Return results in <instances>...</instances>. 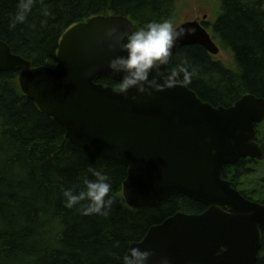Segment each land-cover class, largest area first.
I'll return each instance as SVG.
<instances>
[{"label":"water","instance_id":"obj_1","mask_svg":"<svg viewBox=\"0 0 264 264\" xmlns=\"http://www.w3.org/2000/svg\"><path fill=\"white\" fill-rule=\"evenodd\" d=\"M113 25L131 33L135 24L112 14L71 26L61 37L54 66H34L0 39V73L18 70L24 94L61 124L75 145L128 166L123 196L129 206H156L176 194L207 206L198 214L177 212L132 243L155 253L149 264L165 256L171 264H256L264 204L246 198L223 173L242 158L264 159L257 132L264 98L248 93L230 106H214L189 86L151 96L136 89L127 97L115 94L114 87L98 82L103 76L122 79L108 67L110 59L126 55L105 38ZM176 27L193 33L179 41L173 54L194 44L220 53L199 20Z\"/></svg>","mask_w":264,"mask_h":264},{"label":"trees","instance_id":"obj_2","mask_svg":"<svg viewBox=\"0 0 264 264\" xmlns=\"http://www.w3.org/2000/svg\"><path fill=\"white\" fill-rule=\"evenodd\" d=\"M219 1L211 36L230 62L198 44L186 45L170 58L169 70L186 57L196 70L189 88L214 106H230L248 93L264 98V0ZM177 2L45 0L51 15L45 17L37 3L27 21L10 30L18 0H0V39L34 66H54L61 37L71 26L112 14L131 18L134 31L168 19L177 26ZM98 82L112 87L117 83L106 76ZM259 126L258 141L264 145ZM253 163L242 158L224 176L237 185L252 172ZM89 167L110 177L115 203L108 217L83 216L79 205L64 206V189L79 192L86 175L93 179ZM127 176V165L68 139L66 129L24 94L18 70L0 73V264H122L131 244L153 225L177 212L198 214L207 208L183 194L156 206L133 208L123 196ZM259 186L246 194L264 203V179ZM116 242L119 247H114ZM256 264H264V233Z\"/></svg>","mask_w":264,"mask_h":264},{"label":"clouds","instance_id":"obj_3","mask_svg":"<svg viewBox=\"0 0 264 264\" xmlns=\"http://www.w3.org/2000/svg\"><path fill=\"white\" fill-rule=\"evenodd\" d=\"M37 3L42 6L45 17L51 15L45 0H18L17 10L8 25L9 29L24 24ZM192 33L190 28H177L170 19L151 21L131 33L121 32L118 25L109 26L105 32L109 47L114 48L119 44L120 49L126 53L109 61L108 67L111 71L122 74V79L117 81L112 91L127 97L131 89H136L140 94L151 96L153 92L188 86L196 75V70L189 64L188 59L181 58L171 71H168V65L173 56V49L186 35ZM95 71L93 67L90 74ZM88 172L93 179L86 175L82 190H63L64 206L73 209L79 205L78 210L83 216L108 217L115 203V198L110 194V177L92 167H89ZM114 247H119V242H116ZM154 255L152 250L130 247L122 258V264H149ZM159 264H171V261L165 256L160 259Z\"/></svg>","mask_w":264,"mask_h":264},{"label":"rangeland","instance_id":"obj_4","mask_svg":"<svg viewBox=\"0 0 264 264\" xmlns=\"http://www.w3.org/2000/svg\"><path fill=\"white\" fill-rule=\"evenodd\" d=\"M177 15L175 23L179 24L187 20H196L197 18L203 17L207 14L208 17L215 21L218 18L220 12V1L219 0H178L177 2ZM218 58L230 62L231 57L225 52H220ZM259 134L264 142V122L259 126ZM253 171L246 178L247 183L250 187H260V179H264V161L255 162L252 165ZM248 184H245V188L248 189ZM264 190V189H263Z\"/></svg>","mask_w":264,"mask_h":264},{"label":"flooded vegetation","instance_id":"obj_5","mask_svg":"<svg viewBox=\"0 0 264 264\" xmlns=\"http://www.w3.org/2000/svg\"><path fill=\"white\" fill-rule=\"evenodd\" d=\"M196 20H199L208 30H209V32L212 34V25L214 24V22L217 20H215V21H212L209 17H208V15L207 14H205V15H203V17H201V18H197ZM220 52H221V50H220ZM211 54V53H210ZM213 55V54H212ZM219 54H217L216 56H218ZM220 59V58H219ZM220 60H222V59H220ZM224 61V60H223ZM264 122V120L261 122V123H263ZM260 123V124H261ZM258 139H259V137H258ZM259 142V141H258ZM259 144L263 147V149H264V145H262L260 142H259ZM244 159H248V160H253L254 161V163L256 162H260V161H264V159L263 160H258V159H255V158H250V157H247V158H244ZM235 164V163H234ZM234 164H228V165H226L225 166V169H224V173H225V171H226V168L227 167H229L230 168V166H232V165H234ZM253 171V170H252ZM224 173H223V175H224ZM252 173V172H251ZM250 173V174H251ZM228 177H230V176H224V178L225 179H227V180H229L231 183H232V185L235 187V188H237L246 198H249V197H247V194H246V192H248L250 189H252V190H254V189H258V188H260V187H255V188H252V187H250V185L247 183V180H246V178L247 177H245L244 179H242V180H240L239 181V183L236 185V184H234V182H232L231 181V179L230 178H228ZM245 184L247 185L248 184V189L247 188H245L244 186H245ZM263 186V185H262ZM249 199H251V200H254V199H252V198H249ZM254 201H258V200H254ZM258 202H261V203H263L262 201H258ZM264 204V203H263ZM207 209V208H206ZM262 233H264V231L262 232Z\"/></svg>","mask_w":264,"mask_h":264}]
</instances>
